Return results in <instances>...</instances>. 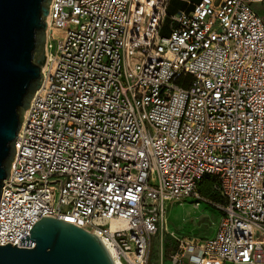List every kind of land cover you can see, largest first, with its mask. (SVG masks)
I'll list each match as a JSON object with an SVG mask.
<instances>
[{"label": "built area", "instance_id": "2783aa9c", "mask_svg": "<svg viewBox=\"0 0 264 264\" xmlns=\"http://www.w3.org/2000/svg\"><path fill=\"white\" fill-rule=\"evenodd\" d=\"M170 1H51L0 245L33 248L20 240L46 216L110 243L117 264H149L166 203L208 202L212 176L220 221L190 263L264 264V0H199L164 36Z\"/></svg>", "mask_w": 264, "mask_h": 264}, {"label": "water", "instance_id": "95a60500", "mask_svg": "<svg viewBox=\"0 0 264 264\" xmlns=\"http://www.w3.org/2000/svg\"><path fill=\"white\" fill-rule=\"evenodd\" d=\"M52 0H0V198L15 155L24 113L39 89L46 63ZM0 245V264H116L96 234L43 216L21 245Z\"/></svg>", "mask_w": 264, "mask_h": 264}, {"label": "rangeland", "instance_id": "374dc122", "mask_svg": "<svg viewBox=\"0 0 264 264\" xmlns=\"http://www.w3.org/2000/svg\"><path fill=\"white\" fill-rule=\"evenodd\" d=\"M185 7V3L180 0H172L163 21L162 35L170 33V15ZM166 209L167 227L161 234L152 238L149 264H173L172 256L176 253H180L182 257L181 264H192L187 250L191 244H200L216 232L221 217L218 202L209 200L198 203L186 199L167 202Z\"/></svg>", "mask_w": 264, "mask_h": 264}, {"label": "trees", "instance_id": "16d2710c", "mask_svg": "<svg viewBox=\"0 0 264 264\" xmlns=\"http://www.w3.org/2000/svg\"><path fill=\"white\" fill-rule=\"evenodd\" d=\"M214 178L212 176H206L199 185L200 194L206 198L208 201L212 200L218 203H222L223 200L219 194L213 189Z\"/></svg>", "mask_w": 264, "mask_h": 264}, {"label": "crops", "instance_id": "0c3cea01", "mask_svg": "<svg viewBox=\"0 0 264 264\" xmlns=\"http://www.w3.org/2000/svg\"><path fill=\"white\" fill-rule=\"evenodd\" d=\"M181 2L185 3L186 7L180 10H190L193 7V4L198 2L199 0H180ZM172 0L170 1V3ZM255 8L257 12L264 18V1L255 3ZM170 6V4H169Z\"/></svg>", "mask_w": 264, "mask_h": 264}, {"label": "bare ground", "instance_id": "6f19581e", "mask_svg": "<svg viewBox=\"0 0 264 264\" xmlns=\"http://www.w3.org/2000/svg\"><path fill=\"white\" fill-rule=\"evenodd\" d=\"M47 21L49 22V16L47 17ZM118 225L117 221H112L111 223V229L114 230L116 228V226ZM103 242L105 243L106 247L108 248L109 252L111 253L112 257L114 258L116 264H117V259H116V252H115V248L110 244L107 243L103 240Z\"/></svg>", "mask_w": 264, "mask_h": 264}]
</instances>
